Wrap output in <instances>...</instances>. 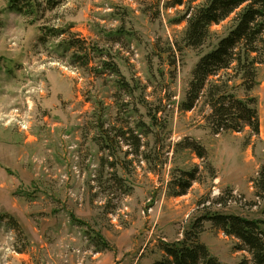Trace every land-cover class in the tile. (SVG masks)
<instances>
[{
  "label": "rangeland",
  "instance_id": "obj_1",
  "mask_svg": "<svg viewBox=\"0 0 264 264\" xmlns=\"http://www.w3.org/2000/svg\"><path fill=\"white\" fill-rule=\"evenodd\" d=\"M34 2V14H18L0 0V264H152L161 243L205 213L264 219L253 188L264 162V64L247 94L258 135L213 134L202 100L180 109L228 20L193 49L182 43L186 8L173 0ZM191 170L186 193L173 196L179 172ZM200 241L221 264H252L209 222Z\"/></svg>",
  "mask_w": 264,
  "mask_h": 264
},
{
  "label": "trees",
  "instance_id": "obj_2",
  "mask_svg": "<svg viewBox=\"0 0 264 264\" xmlns=\"http://www.w3.org/2000/svg\"><path fill=\"white\" fill-rule=\"evenodd\" d=\"M62 1L47 0L51 7ZM173 4L186 8L180 17L186 22L182 43L193 49L202 48L210 40V27L227 20L230 22L224 35L195 64L180 109L191 111L202 100L210 110L207 123L213 134L240 133L247 129L250 134L258 135L256 101L247 94L256 85L257 67L264 64V0H173ZM7 6L9 11L18 14H34L36 10L34 0H7ZM77 44V40L70 39L67 45L76 49ZM104 66L118 75L113 64ZM234 81L239 84H231ZM237 88L244 91V99L235 96ZM101 139L104 145L109 144L107 138ZM184 147L192 150L199 159L206 156L204 148L193 140H185ZM179 173L172 189L173 196L186 193L195 179L196 170ZM253 188L255 197L264 201V162L253 181ZM204 222L220 229L226 237L236 239L239 242L236 250L246 251L252 264H264V219L218 212L200 216L183 232L182 239L161 243L163 256L152 264H221L200 241ZM99 241V247L104 249L102 238L99 237ZM239 264L248 263L242 260Z\"/></svg>",
  "mask_w": 264,
  "mask_h": 264
}]
</instances>
